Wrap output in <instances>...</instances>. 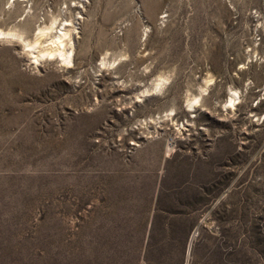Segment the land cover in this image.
Returning <instances> with one entry per match:
<instances>
[{
    "label": "rangeland",
    "instance_id": "1",
    "mask_svg": "<svg viewBox=\"0 0 264 264\" xmlns=\"http://www.w3.org/2000/svg\"><path fill=\"white\" fill-rule=\"evenodd\" d=\"M0 264H264V0H0Z\"/></svg>",
    "mask_w": 264,
    "mask_h": 264
},
{
    "label": "bare ground",
    "instance_id": "2",
    "mask_svg": "<svg viewBox=\"0 0 264 264\" xmlns=\"http://www.w3.org/2000/svg\"><path fill=\"white\" fill-rule=\"evenodd\" d=\"M44 33H45L44 30H40L39 31V34L41 36L42 35H45ZM68 35H69V32L68 31L62 32L56 38V40L54 42L55 48L52 49L50 52H47V54L50 55V56H58L59 58H62L63 61H65L66 63L71 64L72 63V54L66 48V45H68V44H66V38L68 37ZM69 39H70V37H69ZM28 46H30V45H28ZM31 47L33 49H37L38 46L37 47L36 46H31ZM38 53L40 55L41 51H39ZM39 55L36 56V59H38ZM236 96H237V93L234 92L233 97H236ZM234 101H235V99L234 98H231L230 102L232 104H234Z\"/></svg>",
    "mask_w": 264,
    "mask_h": 264
}]
</instances>
